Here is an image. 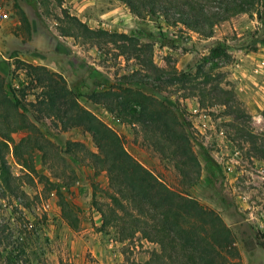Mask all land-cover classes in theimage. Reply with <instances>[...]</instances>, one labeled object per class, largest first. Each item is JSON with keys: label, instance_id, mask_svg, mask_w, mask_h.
<instances>
[{"label": "rangeland", "instance_id": "rangeland-1", "mask_svg": "<svg viewBox=\"0 0 264 264\" xmlns=\"http://www.w3.org/2000/svg\"><path fill=\"white\" fill-rule=\"evenodd\" d=\"M1 1L10 19L0 25V74L44 137V151L34 153L36 171L31 174L12 150L7 153L19 188L15 196L0 191V264H144L158 249L139 235L121 242L118 230L101 229L99 209L109 203L106 175H97L84 153L67 151L68 142L96 152L95 144L66 116L52 113L47 103L41 105L46 86L29 82V64L55 73L59 85L74 91L79 103L122 136L128 152L170 188L216 212L235 238L238 258L232 264H264V0H257L255 10L217 22L212 37L189 30L178 22V11L165 5L182 0H147L146 6L158 2L157 14H149L147 6L142 16L125 0ZM195 1L220 11V0ZM64 11L91 29L153 45L159 67L197 77L202 89L198 96L194 84L184 87L169 79L135 86L172 104L183 119L201 164L196 184L189 186L172 160L97 103L95 93L116 87L140 65L114 43L96 45L66 36ZM219 47L226 55L212 53ZM206 76L212 80L206 82ZM27 134L14 138L19 141ZM54 185L77 212V231L62 218Z\"/></svg>", "mask_w": 264, "mask_h": 264}, {"label": "trees", "instance_id": "trees-1", "mask_svg": "<svg viewBox=\"0 0 264 264\" xmlns=\"http://www.w3.org/2000/svg\"><path fill=\"white\" fill-rule=\"evenodd\" d=\"M182 1L165 2V5L169 4L178 11V22L206 37H212L217 22L231 15L252 11L257 2L220 0V11L217 12L207 10L195 0ZM125 2L136 16H142L147 6L149 14H157V1H151L147 6V0ZM20 17L24 24H28L23 11H20ZM64 20L69 25L66 36L96 45L102 41L114 43L123 54H130L138 62L139 70L124 75L116 87L95 93L94 99L122 123L133 126L145 144L162 157L172 160L175 168L187 178L189 186L196 184L200 178L201 164L183 119L172 104L149 96L135 86L169 79L171 84L184 87L194 84V94L198 96L202 89L196 83L197 77L177 69L159 67L154 62V46L142 44L136 37L91 29L66 11ZM118 42L122 46H118ZM212 53L226 55L225 49L220 47ZM27 67L29 82L46 86V97L41 105L47 103L52 113L66 116L71 126L88 132L95 144L96 152L83 143L68 142L67 151L72 154L84 153L96 174L106 175L109 203L99 209L102 230H118L121 242L139 235L157 245L158 249L151 253L144 264H232L238 258L234 235L216 212L188 194L173 190L141 164L128 152L123 137L86 110L74 91L63 83L60 86L55 73L42 66L29 64ZM211 80L210 76H206V82ZM24 132L28 134L16 141L14 136ZM42 140L44 137L22 110V102L16 91L0 74V191L4 195L15 196L19 188L16 186L18 179L13 177L8 165L7 153L12 150L22 167L30 174L34 173V153L44 151ZM54 187L57 188L62 218L71 230L77 231L80 227L77 212L61 189L56 185Z\"/></svg>", "mask_w": 264, "mask_h": 264}, {"label": "built area", "instance_id": "built-area-1", "mask_svg": "<svg viewBox=\"0 0 264 264\" xmlns=\"http://www.w3.org/2000/svg\"><path fill=\"white\" fill-rule=\"evenodd\" d=\"M10 19V13L8 12L6 6L0 0V25L5 23Z\"/></svg>", "mask_w": 264, "mask_h": 264}]
</instances>
